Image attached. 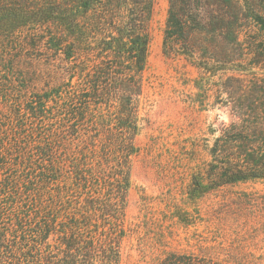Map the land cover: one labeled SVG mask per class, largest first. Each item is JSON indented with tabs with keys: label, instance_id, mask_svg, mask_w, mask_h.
I'll return each mask as SVG.
<instances>
[{
	"label": "trees",
	"instance_id": "obj_1",
	"mask_svg": "<svg viewBox=\"0 0 264 264\" xmlns=\"http://www.w3.org/2000/svg\"><path fill=\"white\" fill-rule=\"evenodd\" d=\"M154 3L0 0V61L8 54L11 59L22 53L43 55L51 83L32 109L39 121L48 113L55 120L51 126L59 128L45 134L42 146L31 140L36 137L33 128L17 132L23 119L19 126L2 130L0 171L8 173L7 159L20 147L22 162L36 156L33 161L42 165L38 179L44 186L40 184L36 194L42 189L41 194H34L25 207L27 213L15 212L19 206L4 210L0 193V264H20V247L7 236H19L17 231L33 244L26 264H119ZM162 49L166 55L194 58L214 73L242 67L246 56H260L264 63V0H168ZM260 70L259 76L231 75L223 85L237 120L223 126L214 139L206 176L194 175L191 196L264 179V64ZM11 75L6 71L0 79L11 81ZM8 85L1 89L4 100L19 89L16 83ZM246 95L251 99L242 100ZM79 127L90 134H80ZM9 176L0 180V192L14 183ZM48 188L54 192L42 197ZM29 211L39 217L35 224ZM157 264L229 263L171 253Z\"/></svg>",
	"mask_w": 264,
	"mask_h": 264
},
{
	"label": "rangeland",
	"instance_id": "obj_2",
	"mask_svg": "<svg viewBox=\"0 0 264 264\" xmlns=\"http://www.w3.org/2000/svg\"><path fill=\"white\" fill-rule=\"evenodd\" d=\"M167 10L168 0H155L151 41L139 96L138 130L134 137L138 151L130 162V186L124 210L126 233L121 240L119 264H157L171 253L193 255L200 261L264 264V179L224 184L190 195L194 175H204L211 161L209 150L214 139L223 126L237 120L232 100L223 85L229 83L227 78L231 75H262L263 58L246 56L242 67L214 73L198 66L194 58L166 55L162 41ZM4 49L6 52V47ZM22 56L25 59H21ZM22 56L11 59L12 55L8 54L4 62L0 61V75L6 71L12 74L11 81L0 80L6 86L16 83L19 88L6 100L0 95V145L2 130L19 126L20 119L23 124L17 127V132L33 128L32 134L36 137L31 140L41 141L45 134L48 136L59 129L57 124L51 126L55 120L50 119L48 113L39 121L32 109L35 99L38 102L51 83L46 75L47 61L41 53L32 56L22 53ZM9 64L13 65L12 70H7ZM2 66H6V70ZM35 69L39 72L32 74ZM18 70L24 78H20ZM2 82L0 94L4 87ZM241 99L250 100L251 96ZM80 127V134H90ZM28 149L31 150V146ZM20 152L21 148H16L7 159L11 166L8 173L0 171V180L7 174L14 180L0 193L4 210L19 206L15 212L27 213L25 207L41 184L38 173L42 165L33 161L36 156L22 162L18 157ZM46 191L54 192L46 189L44 198ZM41 192L39 189L35 197ZM30 217L33 224L39 218L31 214ZM20 233L7 236L15 239L20 247L17 248L20 264H26L25 254L33 244ZM48 242H52L51 238ZM12 263L15 261L5 260V264Z\"/></svg>",
	"mask_w": 264,
	"mask_h": 264
}]
</instances>
